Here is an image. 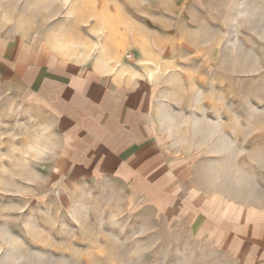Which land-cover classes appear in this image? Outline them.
<instances>
[{"label": "rangeland", "instance_id": "1", "mask_svg": "<svg viewBox=\"0 0 264 264\" xmlns=\"http://www.w3.org/2000/svg\"><path fill=\"white\" fill-rule=\"evenodd\" d=\"M0 37L151 83L161 152L193 155L200 185L264 195V0H0ZM19 87L0 77V264H238L189 208H160L155 182L70 179L53 118Z\"/></svg>", "mask_w": 264, "mask_h": 264}, {"label": "crops", "instance_id": "2", "mask_svg": "<svg viewBox=\"0 0 264 264\" xmlns=\"http://www.w3.org/2000/svg\"><path fill=\"white\" fill-rule=\"evenodd\" d=\"M0 77L19 85L53 118L67 150L61 163L70 166V179L110 172L146 186L155 182L157 196L165 198L158 199L160 208H189L192 229L208 230L209 250L238 264H264V195L234 197L221 187L200 185L199 176L208 173L200 171L193 155L169 159L161 152L167 146L150 137L156 130L151 83L77 70L44 48L2 37ZM152 148L159 154L155 161L148 160ZM231 188L239 192L243 186Z\"/></svg>", "mask_w": 264, "mask_h": 264}]
</instances>
